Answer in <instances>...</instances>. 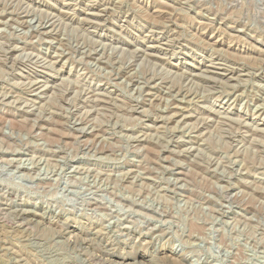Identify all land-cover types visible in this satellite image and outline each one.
Listing matches in <instances>:
<instances>
[{
    "label": "rangeland",
    "instance_id": "obj_1",
    "mask_svg": "<svg viewBox=\"0 0 264 264\" xmlns=\"http://www.w3.org/2000/svg\"><path fill=\"white\" fill-rule=\"evenodd\" d=\"M0 264H264V0H0Z\"/></svg>",
    "mask_w": 264,
    "mask_h": 264
},
{
    "label": "bare ground",
    "instance_id": "obj_2",
    "mask_svg": "<svg viewBox=\"0 0 264 264\" xmlns=\"http://www.w3.org/2000/svg\"><path fill=\"white\" fill-rule=\"evenodd\" d=\"M89 11H90V10H89ZM90 14H91V13H90ZM93 14H94V13H93ZM11 48H13V47H11ZM11 48H10V50H11ZM149 48H150V47H149ZM12 50H13V49H12ZM29 83H30V82H29ZM31 85H32V84H31ZM36 86H37V85H35V87H36ZM31 88H32V87H31ZM41 88H42V87H41ZM174 115H175V114H174ZM181 115H183V114H181ZM185 116H186V115H185ZM185 116H184V117H185ZM188 117H189V116H188ZM186 119H187V118H186ZM186 121H187V120H186ZM177 254H178V253H177L176 251H174V248H171V250L168 251V253H165V254H164L165 256H162V257H163V258L166 257L165 260H167V258H168V260H169V259H171V260L173 259V260H174V258H176V256H177ZM177 257H178V256H177ZM180 260H181V259H180Z\"/></svg>",
    "mask_w": 264,
    "mask_h": 264
}]
</instances>
